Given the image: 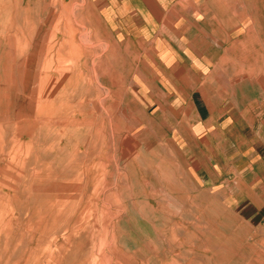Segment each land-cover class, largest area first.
Segmentation results:
<instances>
[{"label": "rangeland", "instance_id": "1", "mask_svg": "<svg viewBox=\"0 0 264 264\" xmlns=\"http://www.w3.org/2000/svg\"><path fill=\"white\" fill-rule=\"evenodd\" d=\"M63 2L0 0V264H264V0L227 2L256 164L226 197L171 179L129 110L69 84Z\"/></svg>", "mask_w": 264, "mask_h": 264}, {"label": "crops", "instance_id": "2", "mask_svg": "<svg viewBox=\"0 0 264 264\" xmlns=\"http://www.w3.org/2000/svg\"><path fill=\"white\" fill-rule=\"evenodd\" d=\"M227 2H63L65 50L77 57L69 84L95 86L93 100L129 110L135 148L151 149L171 179L224 197L256 164L245 145L254 119L236 96L228 57L234 12Z\"/></svg>", "mask_w": 264, "mask_h": 264}, {"label": "bare ground", "instance_id": "3", "mask_svg": "<svg viewBox=\"0 0 264 264\" xmlns=\"http://www.w3.org/2000/svg\"><path fill=\"white\" fill-rule=\"evenodd\" d=\"M66 31H67V30H66ZM66 41H67V40H66ZM24 44H25V43H24ZM49 46H50V45H49ZM23 48H24V47H23ZM25 48H26V47H25ZM48 48H49V47H48ZM71 48H72V47H71ZM72 49H73V48H72ZM74 51H75V50H74ZM96 53H97V52H96ZM49 58H50V57H49ZM72 59H75V58H72ZM78 60H80V59H78ZM78 60H77V61H78ZM94 60H95V59H94ZM92 62H94V61H92ZM93 65H94V64H93ZM62 66H63V65H61V67H62ZM57 67H58V66H57ZM59 67H60V66H59ZM61 67H60V68H61ZM63 67H64V66H63ZM69 67H70V66H69ZM70 68H72V67H70ZM91 68H92V67H91ZM62 69H63V68H62ZM60 70H61V69H60ZM72 70H73V69H72ZM79 70H80V69H79ZM58 71H59V70H58ZM61 71H62V70H61ZM61 71H59V72H61ZM69 72H70V71H69ZM58 74H59V73H58ZM79 74H80V73H79ZM98 77H100V75H99ZM63 80H64V79H63ZM88 80H89V78H88ZM87 82H88V81H87ZM95 82H96V81H95ZM62 83H63V81H62ZM89 83H91L90 80H89ZM89 83H88V84H89ZM91 86H92V85H91ZM96 88H97V87H96ZM68 89H69V88H68ZM61 90H62V88H61ZM50 91H51V90H50ZM56 91H57V90H56ZM66 91H67V90H66ZM68 91H69V90H68ZM102 92H103V91H102ZM60 93H61V92H60ZM68 93H69V92H68ZM68 93H67V95H68ZM74 93H75V92H74ZM74 93H73V94H74ZM54 94H55V91H54ZM70 94H71V93H70ZM52 96H53V95H52ZM67 97H68V96H67ZM99 97H100V96H99ZM99 97H98V99H99ZM104 98H105V97H104ZM67 100H68V98H67ZM67 100H66V101H67ZM42 101H44V99H42ZM79 101H82V100H79ZM98 102H100V100L97 101V103H98ZM101 102H102V101H101ZM51 103H52V102H51ZM91 104H92V103H91ZM101 104H102V103H101ZM95 105H96V104H95ZM97 105H98V104H97ZM69 106H70V105H69ZM73 106H74V105H73ZM38 107H39V106H38ZM38 107H36V108H38ZM55 107H56V106H55ZM99 107H100V106H99ZM57 108H58V107H57ZM101 109H103V108H101ZM106 110H107V109H106ZM106 110H104V112H105ZM101 111H103V110H101ZM104 112H102V114H103ZM70 113H71V112H70ZM68 115H69V114H68ZM67 117H68V116H67ZM40 119H41V117H40ZM57 119H58V118H57ZM63 119H64V118H63ZM81 119L84 120V118H81ZM36 120H37V119H36ZM46 120H47V118L44 119V121H46ZM67 120H68V119L66 118V122H64V123H67ZM42 121H43V120H42ZM73 121H74V120H73ZM76 121H77V119H76ZM85 121H87V120H85ZM85 121H84V122H85ZM37 122H38V120H37ZM57 122H58V121H57ZM74 122H75V121H74ZM79 122H80V121H79ZM84 122H83V123H84ZM42 123H44V122H42ZM86 123H87V122H86ZM88 123H89V122H88ZM39 124H40V122H39ZM55 124H57V123H55ZM55 124H54V125H55ZM77 124H78V123H77ZM40 125H41V124H40ZM43 125H45V124H43ZM72 125H73V124H72ZM78 125H79V124H78ZM78 125H77V128H78ZM84 125H85V124H84ZM62 126H64V125H62ZM38 127L40 128V126H38ZM41 127H42V126H41ZM49 129H50V128H49ZM39 131H40V129H39ZM113 134H114V133H113ZM112 136H113V135H112ZM114 139H115V138H114ZM113 143H114V142H113ZM48 151H49V150H48ZM50 151H51V149H50ZM50 151H49V152H50ZM0 167H1V166H0ZM3 170H4V169H3ZM32 173H33V171H32ZM32 173H31V174H32ZM35 174H36V172H35ZM32 181H33V180H32ZM32 185H33V184H32ZM14 187H15V185H14ZM51 187H53V186H51ZM51 190H52V189H51ZM11 193H12V192H11ZM49 197H50V196H49ZM55 200H56V199H55ZM56 202H57V201H56ZM60 204H61V203H60ZM60 204L58 203V205H60ZM62 205H63V204H62ZM60 206H61V205H60ZM58 214H59V213H58ZM58 218H59V217H58ZM53 219H54V218H53ZM58 221H59V219H58ZM64 221H65V220H64ZM27 222H28V221H27ZM61 223H62V222H61ZM45 225H46V224H45ZM46 230H47V229H46ZM33 233H34V232H33Z\"/></svg>", "mask_w": 264, "mask_h": 264}]
</instances>
